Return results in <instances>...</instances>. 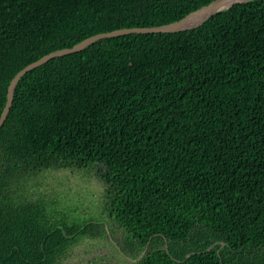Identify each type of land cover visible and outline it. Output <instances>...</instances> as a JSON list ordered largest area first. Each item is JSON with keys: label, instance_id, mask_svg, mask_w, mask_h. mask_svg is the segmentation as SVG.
Segmentation results:
<instances>
[{"label": "trees", "instance_id": "16d2710c", "mask_svg": "<svg viewBox=\"0 0 264 264\" xmlns=\"http://www.w3.org/2000/svg\"><path fill=\"white\" fill-rule=\"evenodd\" d=\"M213 1L0 0V118L43 57ZM94 167V212L29 183ZM119 231L118 264H264V0L187 31L102 39L18 82L0 129V264H62Z\"/></svg>", "mask_w": 264, "mask_h": 264}, {"label": "rangeland", "instance_id": "374dc122", "mask_svg": "<svg viewBox=\"0 0 264 264\" xmlns=\"http://www.w3.org/2000/svg\"><path fill=\"white\" fill-rule=\"evenodd\" d=\"M68 176V177H66ZM37 183L38 191L44 194H57V199L71 202L77 195L83 201V207L91 206L92 212L101 206V196L105 190L102 171L94 167L92 169L78 171L77 169H50L34 178L29 183ZM88 212V217L90 214ZM102 218L98 213L94 216ZM125 235L119 231L108 242L85 240L65 259L62 264H118L124 263L118 249L124 245ZM117 244V246H115ZM118 247V248H117ZM130 259V258H129ZM128 260V259H127Z\"/></svg>", "mask_w": 264, "mask_h": 264}, {"label": "water", "instance_id": "95a60500", "mask_svg": "<svg viewBox=\"0 0 264 264\" xmlns=\"http://www.w3.org/2000/svg\"><path fill=\"white\" fill-rule=\"evenodd\" d=\"M248 1H250V0H215L212 3H210L209 5L204 6L200 9L190 13L189 15H187L186 17H184L180 21H177V22H174V23H171L168 25H164V26H160V27H153V28L123 29V30H118V31L110 32V33L96 35L94 37H91L89 39L82 41L81 43L75 45L71 49L60 50V51L51 53V54L43 57L39 61L31 64L30 66H28L27 68H25L24 70L19 72L18 75L13 79V81L9 87V90H8L7 104L5 106V109L3 111L2 116L0 118V129L4 125V123L6 122V120L8 118V115H9L10 110H11L12 105H13L15 89H16V86H17L18 82L20 81V79L27 72L34 70L35 68L47 63L48 61L55 59V58H58V57H62V56L81 52L85 48L90 46L91 44L96 43V42H98L102 39H106V38H115V37L125 36V35H129V34L177 33V32H181V31H187V30L195 29V28L202 26L208 19H210L211 17H213L217 13H219L223 10L229 9L234 4L248 2Z\"/></svg>", "mask_w": 264, "mask_h": 264}]
</instances>
